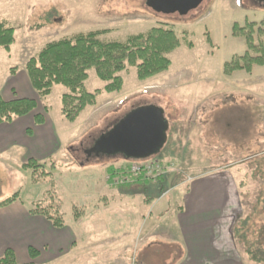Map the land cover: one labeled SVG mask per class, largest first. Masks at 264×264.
I'll return each mask as SVG.
<instances>
[{"label":"rangeland","instance_id":"1","mask_svg":"<svg viewBox=\"0 0 264 264\" xmlns=\"http://www.w3.org/2000/svg\"><path fill=\"white\" fill-rule=\"evenodd\" d=\"M263 18L264 4L257 0H203L185 16L156 13L147 0H0V23L14 29L15 40L9 52L0 49L2 95L8 84L26 79L25 64L31 57L45 44L62 38L107 30L101 40L122 43L129 36L163 27L173 30L180 42L179 48L168 55L171 64L165 72L139 81L136 68L127 67L119 74L123 80L121 90L111 94L102 92L95 104L85 108L73 123L61 114L65 87L54 85L49 96L38 97L34 113L46 116L56 133L57 145H62L61 152L40 163L43 169L41 175L37 172L36 179L33 169L28 171L26 179L18 174L13 179H0V192L6 197L18 192L26 204L42 196L39 201L62 213L64 224L86 216L92 202L87 200V195L92 198L98 190L105 170L113 167L118 171L129 161L121 157L86 160L83 150L90 148L94 139L131 109L153 105L163 111L169 126L166 144L159 154L150 157L159 161L166 171L158 183L168 175L174 177L173 184L181 185L170 190L161 203L159 212L165 207L170 210L169 214L161 215L165 219L143 226V239L151 232L161 236L142 252L133 249L127 260L129 264H180V248L162 236L167 238L172 234L169 230L173 229L176 197L186 189L183 180L194 174L228 170L238 175L244 191L242 204L251 199L255 202L254 195L262 190L259 183L264 180V66H254L249 74L236 71L230 76L224 75L223 66L247 50L243 37L232 36V26L258 24ZM87 74L86 91L102 90L105 84L94 70ZM238 79L252 80L255 86H238ZM252 89L257 96L246 94ZM22 91L30 95L33 90L22 87ZM151 207L147 208L151 210ZM240 208L238 219L247 211L244 205ZM113 213L105 218L106 231L119 227L118 211ZM153 214L157 215L155 211L152 213L155 217ZM115 249V246L107 248L111 257L117 255ZM239 251L238 264H254L243 255L242 248ZM105 255L96 254V258L103 261ZM70 261L69 256L67 262Z\"/></svg>","mask_w":264,"mask_h":264},{"label":"crops","instance_id":"2","mask_svg":"<svg viewBox=\"0 0 264 264\" xmlns=\"http://www.w3.org/2000/svg\"><path fill=\"white\" fill-rule=\"evenodd\" d=\"M237 81L238 86H255L252 80ZM17 82L19 84H8L4 94H0L4 101L16 98L37 101V93L27 77L25 80L20 78ZM262 84L264 86V80ZM22 87L28 91L31 88V96L23 93ZM253 89L247 90L246 94L257 96ZM34 111L0 124L2 180L13 179L14 174L26 179L29 173L22 169V165L27 161L33 160L40 165L61 152L62 145H57L56 133L48 125L46 116L43 124L36 125L34 115L39 113ZM229 172L213 170L205 174L193 173L192 177L183 180L186 189L176 197L178 202L174 206V221L171 224L173 229L169 230L172 234L167 238L162 236V239L180 248V264L239 263L241 247L234 236V226L240 206L244 205L248 211L255 202L251 199L242 204L244 191L240 188L238 175L234 176V173ZM107 175L105 172L92 198L87 195V200L92 199V202H88L86 216H78L71 224L65 223L62 228L53 227L43 216L30 214L32 203L41 200L42 196L32 198L27 204L19 197L11 204L0 207V257L6 250H12L17 264H129L128 253L134 252L133 249H140L142 252L143 248L151 247L153 241L161 236L158 233L155 236L151 232L143 239V226L145 223H153V220L165 219L161 215L169 214L170 210L165 207L164 212H159L163 207L161 203L167 193L172 189L177 190L181 183L173 184L174 177L172 179L167 175L157 185L138 182L139 185L114 188L106 181ZM258 194L259 191L254 195V200ZM5 197L0 192V202L8 198ZM150 206L151 210L147 208ZM113 211H118L119 227L116 232L114 229L111 232L104 229L107 225L105 218ZM153 211L157 214H153L155 217L152 216ZM103 221L106 223H102ZM110 246L116 247L117 255L110 256L111 250H107ZM30 248L38 252L34 259L29 255ZM101 253L106 254L103 261L102 258H96V254ZM69 256L71 261L67 262Z\"/></svg>","mask_w":264,"mask_h":264},{"label":"trees","instance_id":"3","mask_svg":"<svg viewBox=\"0 0 264 264\" xmlns=\"http://www.w3.org/2000/svg\"><path fill=\"white\" fill-rule=\"evenodd\" d=\"M107 32L80 33L49 42L25 64L28 81L39 98L49 96L54 85L67 89V93L61 96V114L68 122L73 123L85 108L93 106L102 92H119L123 84L119 74L127 67L136 68L139 81L165 72L171 64L168 55L180 46L173 30L163 27H153L143 34L129 36L122 43L101 40L100 37ZM232 36L243 37L247 50L242 56H234L224 64V75L230 76L236 71L249 74L254 66H264V18L258 24L249 22L243 27L234 24ZM14 42V29L0 23V49L9 52ZM91 69L105 85L102 90L90 93L86 91L84 84L88 78L87 72ZM36 107L37 102L32 99L4 101L0 97V124L29 115ZM44 112L46 113L45 108ZM34 123L43 124L44 116L35 114ZM22 169H33L36 179L37 172L41 175L43 167L29 160L22 165ZM113 171V167L105 170L106 174ZM259 184L262 185V190L255 204L236 221L233 230L244 254L254 264H264V180ZM18 199L19 193L15 192L0 202V207ZM44 204L43 200L32 203L30 214L43 216L53 227L62 228L63 214L50 203ZM28 252L32 259L37 257L36 250L30 248ZM0 264H17L12 250L5 251L0 257Z\"/></svg>","mask_w":264,"mask_h":264},{"label":"water","instance_id":"4","mask_svg":"<svg viewBox=\"0 0 264 264\" xmlns=\"http://www.w3.org/2000/svg\"><path fill=\"white\" fill-rule=\"evenodd\" d=\"M202 1L147 0V4L156 13L185 16ZM258 1L264 4V0ZM168 128L161 109L153 105L135 107L93 140L90 148L84 150L86 160L114 157L127 161L149 159L159 154L166 144Z\"/></svg>","mask_w":264,"mask_h":264},{"label":"built area","instance_id":"5","mask_svg":"<svg viewBox=\"0 0 264 264\" xmlns=\"http://www.w3.org/2000/svg\"><path fill=\"white\" fill-rule=\"evenodd\" d=\"M165 172V169L156 160L150 159L141 163L131 161L119 168L118 171L115 170L108 174L106 181L114 187L129 186L138 182L156 184Z\"/></svg>","mask_w":264,"mask_h":264},{"label":"flooded vegetation","instance_id":"6","mask_svg":"<svg viewBox=\"0 0 264 264\" xmlns=\"http://www.w3.org/2000/svg\"><path fill=\"white\" fill-rule=\"evenodd\" d=\"M258 1V0H257ZM258 3H259V1H258ZM260 4H262V3H260ZM83 150V149H82ZM84 151V150H83Z\"/></svg>","mask_w":264,"mask_h":264}]
</instances>
